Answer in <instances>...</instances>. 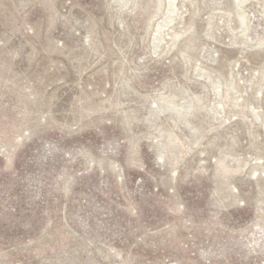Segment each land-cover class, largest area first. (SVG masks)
Returning a JSON list of instances; mask_svg holds the SVG:
<instances>
[{"label": "rangeland", "instance_id": "374dc122", "mask_svg": "<svg viewBox=\"0 0 264 264\" xmlns=\"http://www.w3.org/2000/svg\"><path fill=\"white\" fill-rule=\"evenodd\" d=\"M0 264H264V0H0Z\"/></svg>", "mask_w": 264, "mask_h": 264}]
</instances>
